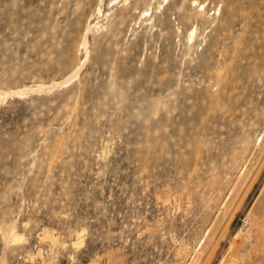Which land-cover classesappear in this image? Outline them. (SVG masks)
Here are the masks:
<instances>
[{"label":"rangeland","instance_id":"1","mask_svg":"<svg viewBox=\"0 0 264 264\" xmlns=\"http://www.w3.org/2000/svg\"><path fill=\"white\" fill-rule=\"evenodd\" d=\"M161 1L0 0V264H264V0Z\"/></svg>","mask_w":264,"mask_h":264},{"label":"bare ground","instance_id":"2","mask_svg":"<svg viewBox=\"0 0 264 264\" xmlns=\"http://www.w3.org/2000/svg\"><path fill=\"white\" fill-rule=\"evenodd\" d=\"M103 0H101V2H102ZM166 2V0H162L161 1V4L159 5V7H161L164 3ZM194 3H195V1H194ZM197 3V2H196ZM195 3V4H196ZM200 6V5H199ZM201 6H202V4H201ZM204 8V7H203ZM161 9V8H160ZM206 9V8H205ZM203 10V9H202ZM99 12H101V7H99ZM147 12L148 11H144L143 13H142V15L140 16L142 19H143V17L142 16H144V15H146L147 14ZM150 12V11H149ZM147 17V16H146ZM195 30V29H194ZM194 30L192 29V31H191V35H194V34H196L195 32H194ZM193 37H195V35L193 36ZM192 38V37H191ZM189 39H190V37H189ZM193 40V39H192ZM36 90V89H35Z\"/></svg>","mask_w":264,"mask_h":264}]
</instances>
